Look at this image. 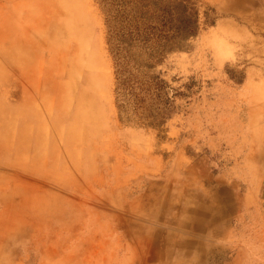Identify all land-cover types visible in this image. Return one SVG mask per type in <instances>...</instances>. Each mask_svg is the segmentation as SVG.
Returning a JSON list of instances; mask_svg holds the SVG:
<instances>
[{
  "label": "rangeland",
  "instance_id": "obj_1",
  "mask_svg": "<svg viewBox=\"0 0 264 264\" xmlns=\"http://www.w3.org/2000/svg\"><path fill=\"white\" fill-rule=\"evenodd\" d=\"M0 131V264H264V0H0Z\"/></svg>",
  "mask_w": 264,
  "mask_h": 264
},
{
  "label": "bare ground",
  "instance_id": "obj_2",
  "mask_svg": "<svg viewBox=\"0 0 264 264\" xmlns=\"http://www.w3.org/2000/svg\"><path fill=\"white\" fill-rule=\"evenodd\" d=\"M2 131H0V159L2 158L3 154L7 153L8 152V149L7 147H5L2 143V138L4 137V134L1 133ZM9 156H15L16 159L11 163L10 160L13 159V157L9 160V162L6 160V162H4V164H8L6 165L7 167H13V166H19V164L21 165L22 162L24 161H27V157H26V154H24L23 152L21 151H18L16 153H12L10 154ZM14 157V158H15ZM35 160H41L39 156L35 155L34 158L32 159V163H34ZM19 164H18V162ZM53 209V207H52Z\"/></svg>",
  "mask_w": 264,
  "mask_h": 264
}]
</instances>
